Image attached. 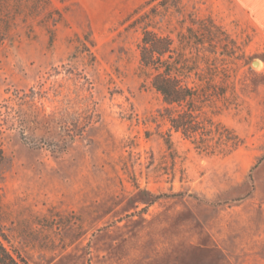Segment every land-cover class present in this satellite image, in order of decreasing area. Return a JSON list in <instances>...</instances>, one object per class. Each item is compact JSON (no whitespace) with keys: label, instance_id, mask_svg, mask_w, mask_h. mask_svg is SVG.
Instances as JSON below:
<instances>
[{"label":"rangeland","instance_id":"1","mask_svg":"<svg viewBox=\"0 0 264 264\" xmlns=\"http://www.w3.org/2000/svg\"><path fill=\"white\" fill-rule=\"evenodd\" d=\"M145 29L194 97L164 101ZM0 129L32 264H264V0H0Z\"/></svg>","mask_w":264,"mask_h":264},{"label":"trees","instance_id":"2","mask_svg":"<svg viewBox=\"0 0 264 264\" xmlns=\"http://www.w3.org/2000/svg\"><path fill=\"white\" fill-rule=\"evenodd\" d=\"M141 64L144 69L151 71L154 87L163 95L168 105H180L185 100L195 96L196 89L189 85L179 74L182 63L174 57L176 48L169 35H162L152 29H145L140 43ZM192 111V110H190ZM192 112H182L171 118L174 128L184 129L185 121L192 116ZM188 116V118H187ZM198 124V123H197ZM197 124L191 128L198 131ZM187 131V129H185ZM5 159L2 146V131L0 129V163ZM163 195H155L152 201ZM0 264H32L24 255L9 245L8 236L0 223Z\"/></svg>","mask_w":264,"mask_h":264},{"label":"crops","instance_id":"3","mask_svg":"<svg viewBox=\"0 0 264 264\" xmlns=\"http://www.w3.org/2000/svg\"><path fill=\"white\" fill-rule=\"evenodd\" d=\"M263 224H261V226H262ZM259 233H262V234H264V231H263V229L262 228H260L259 229ZM260 235V234H259ZM260 238V237H259ZM261 239V238H260ZM180 264H182V263H180Z\"/></svg>","mask_w":264,"mask_h":264},{"label":"water","instance_id":"4","mask_svg":"<svg viewBox=\"0 0 264 264\" xmlns=\"http://www.w3.org/2000/svg\"><path fill=\"white\" fill-rule=\"evenodd\" d=\"M254 62V64H257V63H259V61H253Z\"/></svg>","mask_w":264,"mask_h":264}]
</instances>
